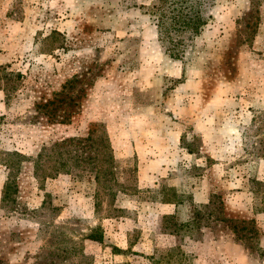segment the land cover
<instances>
[{"label":"rangeland","instance_id":"obj_1","mask_svg":"<svg viewBox=\"0 0 264 264\" xmlns=\"http://www.w3.org/2000/svg\"><path fill=\"white\" fill-rule=\"evenodd\" d=\"M171 1L0 0V264H264V0Z\"/></svg>","mask_w":264,"mask_h":264},{"label":"trees","instance_id":"obj_2","mask_svg":"<svg viewBox=\"0 0 264 264\" xmlns=\"http://www.w3.org/2000/svg\"><path fill=\"white\" fill-rule=\"evenodd\" d=\"M163 3L168 4L169 0H163ZM170 3L174 7L170 11L172 15L168 17V23L170 24V26H167L171 28L173 32L179 33V35L183 33L185 36H188L191 39L198 36L208 23V19L210 18L209 14L203 13L206 8L205 2L199 1V3H195L191 5V7L190 4L184 0H174ZM161 12L163 13V11ZM167 14L168 13L166 12L163 16L167 18ZM165 21H161L158 26L160 36L163 35V32H167L169 30V28L165 26ZM169 40L170 41L166 42L167 45H170L168 48H166V53L169 55L168 57L171 60L181 61L185 54V49L187 45H185L182 41L174 42L171 39ZM161 41L165 43L162 39ZM226 221L229 223L227 224V227H230V230L234 232L237 239H246L248 237L251 240L258 235V232L256 231L254 226L241 227L238 225L239 223L233 226V224L230 223L238 221ZM248 231L250 232L249 236L248 234H246V232Z\"/></svg>","mask_w":264,"mask_h":264}]
</instances>
